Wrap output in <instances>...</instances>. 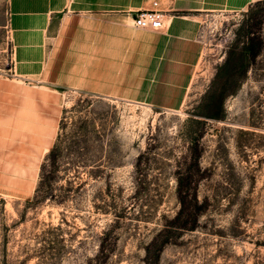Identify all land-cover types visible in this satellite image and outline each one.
<instances>
[{"label":"rangeland","instance_id":"374dc122","mask_svg":"<svg viewBox=\"0 0 264 264\" xmlns=\"http://www.w3.org/2000/svg\"><path fill=\"white\" fill-rule=\"evenodd\" d=\"M8 2L0 264H145L160 233L158 264H264V2L196 16L179 39L180 60L194 62L116 64L109 82L106 64L81 63L90 68L69 85L26 77L25 32L12 30ZM163 19L161 30L133 31L164 34ZM246 45L245 70L221 68ZM221 89V118L201 116ZM178 190L192 229L174 227Z\"/></svg>","mask_w":264,"mask_h":264},{"label":"crops","instance_id":"0c3cea01","mask_svg":"<svg viewBox=\"0 0 264 264\" xmlns=\"http://www.w3.org/2000/svg\"><path fill=\"white\" fill-rule=\"evenodd\" d=\"M257 1L262 0H9L8 8L12 30L25 32L20 53L29 69L25 76L69 85L90 68L81 63L106 64L102 79L109 82L115 79L116 64H122V71H147V64L168 62L171 70L180 61L194 62L180 60L179 39L192 35L196 16L241 12ZM140 9L165 16L164 34L133 31L140 30L132 26V14ZM134 63L139 66L132 67Z\"/></svg>","mask_w":264,"mask_h":264},{"label":"trees","instance_id":"16d2710c","mask_svg":"<svg viewBox=\"0 0 264 264\" xmlns=\"http://www.w3.org/2000/svg\"><path fill=\"white\" fill-rule=\"evenodd\" d=\"M264 2V0L262 1H257L252 3L253 4H258ZM250 5V6H251ZM251 47H249L248 45L244 46L241 51H239L236 55L230 57L228 56V58L226 59L224 65L221 68H226L227 66H229L231 64V60L238 64L239 66L242 67V70H245L246 68V64H247V56H248V52L250 51ZM227 79H225V81L223 82V85L227 83ZM224 90L221 89L218 93L213 94L211 97L207 98L206 104L204 105V112L201 114V116L206 117V118H221V109H222V99L224 97ZM215 110V112L212 111ZM186 193L183 194V192H181V190H178V197L180 199V203L182 204L178 215H176V218H174V222H175V226L176 228L179 229H192L194 227V222L192 221L191 223L184 220L181 221L179 220L180 217L183 215V212L185 211V208L188 209V207H186L185 205H183V203L185 202V198H186ZM194 203H197L196 201H194ZM194 205V204H193ZM196 205H194L193 207H195ZM200 209V208H198ZM197 210H193V214H197L200 210H198V212H196ZM188 213V212H187ZM167 229V226H165L164 230ZM161 234V233H160ZM158 234V237L159 235ZM156 236L152 242L150 243V245L145 249V259L144 262L145 264H158V257H159V253L160 250L162 248V242L160 244L159 239Z\"/></svg>","mask_w":264,"mask_h":264},{"label":"built area","instance_id":"2783aa9c","mask_svg":"<svg viewBox=\"0 0 264 264\" xmlns=\"http://www.w3.org/2000/svg\"><path fill=\"white\" fill-rule=\"evenodd\" d=\"M132 26L140 30H161L163 15L156 10L140 9L132 14Z\"/></svg>","mask_w":264,"mask_h":264}]
</instances>
